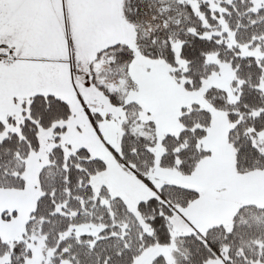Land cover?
<instances>
[{"label":"snow or ice","instance_id":"1","mask_svg":"<svg viewBox=\"0 0 264 264\" xmlns=\"http://www.w3.org/2000/svg\"><path fill=\"white\" fill-rule=\"evenodd\" d=\"M0 264H264V0H0Z\"/></svg>","mask_w":264,"mask_h":264}]
</instances>
